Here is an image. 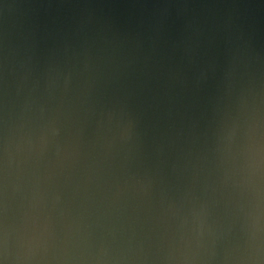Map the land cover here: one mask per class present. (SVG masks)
Segmentation results:
<instances>
[{
	"label": "water",
	"instance_id": "obj_1",
	"mask_svg": "<svg viewBox=\"0 0 264 264\" xmlns=\"http://www.w3.org/2000/svg\"><path fill=\"white\" fill-rule=\"evenodd\" d=\"M189 68L207 70L200 87L176 77ZM57 79L74 133L62 219L97 250L138 241L161 190L201 163L218 100L264 84V0H0V117ZM129 117L136 135L125 142Z\"/></svg>",
	"mask_w": 264,
	"mask_h": 264
},
{
	"label": "clouds",
	"instance_id": "obj_2",
	"mask_svg": "<svg viewBox=\"0 0 264 264\" xmlns=\"http://www.w3.org/2000/svg\"><path fill=\"white\" fill-rule=\"evenodd\" d=\"M176 77L200 87L207 70ZM59 87H33L0 117V264H264V84L218 100L201 163L189 182L161 190L148 233L98 250L82 225L62 219L59 177L74 133ZM135 127L122 121L121 140L133 141ZM151 186L140 181L138 191Z\"/></svg>",
	"mask_w": 264,
	"mask_h": 264
}]
</instances>
